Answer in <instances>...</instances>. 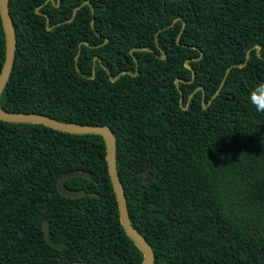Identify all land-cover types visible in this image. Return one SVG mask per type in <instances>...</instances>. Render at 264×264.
Segmentation results:
<instances>
[{"label":"trees","instance_id":"1","mask_svg":"<svg viewBox=\"0 0 264 264\" xmlns=\"http://www.w3.org/2000/svg\"><path fill=\"white\" fill-rule=\"evenodd\" d=\"M6 3L15 40L0 107L111 131L152 264H264V113L249 100L264 82V0ZM4 50L0 19V68ZM74 169L88 176L64 184L86 194L63 196L56 180ZM142 258L101 135L0 119V264Z\"/></svg>","mask_w":264,"mask_h":264},{"label":"water","instance_id":"2","mask_svg":"<svg viewBox=\"0 0 264 264\" xmlns=\"http://www.w3.org/2000/svg\"><path fill=\"white\" fill-rule=\"evenodd\" d=\"M74 13V10H73ZM0 19L4 32L5 39V50H4V59L0 68V92L6 82L14 56V33L13 26L11 22V18L7 9L6 0H0ZM46 22L48 21L47 16L45 17ZM178 37V36H177ZM256 52H258V45L255 46ZM259 55V54H258ZM164 56V54H162ZM145 63V62H144ZM187 68H190L187 65ZM193 71H191V78L193 77ZM111 79H114L111 77ZM176 78L174 82H177ZM0 119L9 122H31L37 124H43L50 128L68 132V133H97L101 135L104 141L105 146V158L107 164V171L109 175V179L111 182L112 189L115 194L117 207H118V215L120 223L125 231V233L137 244L142 252V260L136 264H152L153 263V252L149 243L145 240V238L131 225L124 194L122 191V187L119 182V178L117 175V171L114 164V139L111 131L102 125L98 124H81V123H72V122H63L45 115L35 114L31 112H10L5 111L0 107ZM72 176H88V172L82 169H74L69 170L61 174L56 180V189L59 194L67 197H80L84 196L86 192L83 189H70L65 186V179ZM148 172L144 170V180H147ZM42 230L43 236L46 242L56 248H61L64 246L63 243H53L50 241L48 237V229L46 220L42 221ZM62 264H92L83 261H69Z\"/></svg>","mask_w":264,"mask_h":264},{"label":"clouds","instance_id":"3","mask_svg":"<svg viewBox=\"0 0 264 264\" xmlns=\"http://www.w3.org/2000/svg\"><path fill=\"white\" fill-rule=\"evenodd\" d=\"M249 100L255 106L256 111L264 113V82L254 86L252 89Z\"/></svg>","mask_w":264,"mask_h":264},{"label":"flooded vegetation","instance_id":"4","mask_svg":"<svg viewBox=\"0 0 264 264\" xmlns=\"http://www.w3.org/2000/svg\"><path fill=\"white\" fill-rule=\"evenodd\" d=\"M103 41H105V40H103ZM97 44L99 45V43H97ZM97 44H96V45H97ZM116 55H117V53L114 54V56H113V66H114V68H118V67H119V65L116 64ZM95 60H97V61L99 62V61H100V58H99L97 55H93V56H92V64H93V65H94V61H95ZM133 61H134V65H135L134 69H136V66H137V58H136V57H133ZM144 62L146 63V61H143V63H144ZM107 63H108V61H107ZM145 63H144V64H145ZM127 66H128V67H131L130 63H128ZM121 71H123V70H121ZM119 72H120V70L117 71V73L115 74L114 77H116V76L118 75ZM114 77H113V78H114Z\"/></svg>","mask_w":264,"mask_h":264}]
</instances>
